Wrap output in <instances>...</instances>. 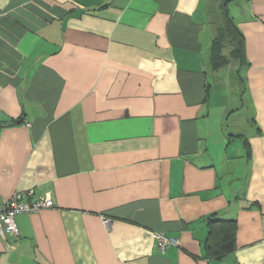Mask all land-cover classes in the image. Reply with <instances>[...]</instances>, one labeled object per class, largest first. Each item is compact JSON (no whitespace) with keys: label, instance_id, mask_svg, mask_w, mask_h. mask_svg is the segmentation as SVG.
Here are the masks:
<instances>
[{"label":"crops","instance_id":"crops-1","mask_svg":"<svg viewBox=\"0 0 264 264\" xmlns=\"http://www.w3.org/2000/svg\"><path fill=\"white\" fill-rule=\"evenodd\" d=\"M212 2L0 0V204L54 203L16 217L0 264H264V0L230 7L248 62L234 109ZM213 215L237 222L221 258Z\"/></svg>","mask_w":264,"mask_h":264},{"label":"trees","instance_id":"trees-1","mask_svg":"<svg viewBox=\"0 0 264 264\" xmlns=\"http://www.w3.org/2000/svg\"><path fill=\"white\" fill-rule=\"evenodd\" d=\"M240 0H213L209 10V23L213 29V40L209 65L213 72L221 71L233 62L240 68L248 65L246 42L243 32L231 15L230 7ZM209 233L206 252L209 258H221L236 249V221L208 219Z\"/></svg>","mask_w":264,"mask_h":264},{"label":"built area","instance_id":"built-area-1","mask_svg":"<svg viewBox=\"0 0 264 264\" xmlns=\"http://www.w3.org/2000/svg\"><path fill=\"white\" fill-rule=\"evenodd\" d=\"M30 127V124H28ZM54 207L49 196L35 198V191H24L13 194L8 200L0 204V238L11 235L15 239L20 237L16 217L20 214H33ZM108 224L109 220H105ZM156 246L160 250L176 246L175 239L167 238L164 234H155Z\"/></svg>","mask_w":264,"mask_h":264},{"label":"rangeland","instance_id":"rangeland-1","mask_svg":"<svg viewBox=\"0 0 264 264\" xmlns=\"http://www.w3.org/2000/svg\"><path fill=\"white\" fill-rule=\"evenodd\" d=\"M231 15L233 17H235L234 20L236 21V23H237L236 19H239L242 17V16L241 17L238 16V11L237 12L231 11ZM240 70H241V68L239 66V63L233 62L231 65H229L223 71H221L222 73H216L215 74V76H218V77H216L217 79L215 78L216 84H218L220 82L222 87L229 92V95L227 96L228 97L227 98L228 99L227 104H229L230 107H232L231 109H234L235 107H237L238 103H240V105H241V102L239 101V95H238L241 88H240V83H239L238 79L236 78L237 73L240 72ZM217 74H219V75H217ZM230 94H231V96H230ZM218 99H220V103H222V104L226 103V102H224V96L223 95L221 96V98L219 97ZM233 123H234L233 121H230V123L227 124V125H229V127H228L229 133L234 131ZM246 128H248V127H245V130L244 129L240 130V133L243 132L245 134H248V129H246Z\"/></svg>","mask_w":264,"mask_h":264}]
</instances>
